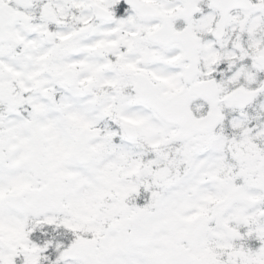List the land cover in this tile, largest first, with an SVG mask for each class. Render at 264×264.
<instances>
[{
    "label": "snow or ice",
    "instance_id": "obj_1",
    "mask_svg": "<svg viewBox=\"0 0 264 264\" xmlns=\"http://www.w3.org/2000/svg\"><path fill=\"white\" fill-rule=\"evenodd\" d=\"M0 264H264V0H0Z\"/></svg>",
    "mask_w": 264,
    "mask_h": 264
}]
</instances>
